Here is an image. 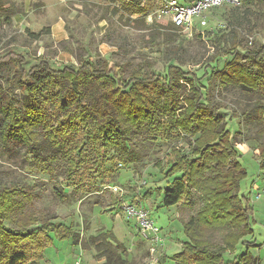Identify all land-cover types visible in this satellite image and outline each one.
Masks as SVG:
<instances>
[{
    "label": "rangeland",
    "instance_id": "obj_1",
    "mask_svg": "<svg viewBox=\"0 0 264 264\" xmlns=\"http://www.w3.org/2000/svg\"><path fill=\"white\" fill-rule=\"evenodd\" d=\"M7 1L13 7L10 20L0 22V56L8 50L21 54L26 68L39 59L47 60L55 68L78 66L80 60H89L97 67L111 61L118 67L120 78L125 80L133 72L143 78L162 74L172 63L201 78L207 101L222 110L224 124L236 132L233 144L241 152L240 163L247 173L240 184V194L245 195L253 210L258 245L250 251L254 258L250 264H264V196L255 197L264 185V170L259 167L264 160L261 155L264 133L259 132L260 123L246 117L259 94L234 85L224 87L212 76L208 81L214 69L221 71L231 61L227 52L236 49L243 53L264 45V0H252L248 10L241 5L214 9L207 15L206 26H195L192 31L171 27L165 20L157 21L153 17L149 21L147 16L157 9L158 0L145 1L149 13L144 19L129 17L118 4L106 0ZM159 23L165 28L154 26ZM56 25L59 30L55 29ZM15 75L10 66L0 69L1 86H10L17 101L21 92ZM261 94L262 98L264 93ZM191 140L175 134L153 140L145 129L134 130L127 145L138 155L137 162L125 166L108 151L100 167L86 164L69 182L65 179V155L59 153L54 172L45 174L36 169L32 156L19 143L0 145V189L22 187L29 194V199L21 198L23 213L35 215L39 224L48 221L62 228L70 227L81 241V246L74 245L71 239L61 240L51 233V244L35 263L103 264L104 259L96 258L94 247H84L83 242L100 232L111 231L127 249L128 260L133 264H175L172 256L187 241L184 223L196 216L202 201L194 192L189 201L162 207L161 188L167 181L165 173L172 162L171 151L179 148L189 153ZM85 149L90 153L89 146ZM114 186L122 188L123 201L146 206L159 229L160 246L143 240L135 221L127 219L118 209L119 193L111 191ZM204 232V238L211 244H221L224 231L207 229ZM151 248L155 250L153 253ZM242 252L237 247L234 253L226 255L232 258Z\"/></svg>",
    "mask_w": 264,
    "mask_h": 264
},
{
    "label": "trees",
    "instance_id": "obj_2",
    "mask_svg": "<svg viewBox=\"0 0 264 264\" xmlns=\"http://www.w3.org/2000/svg\"><path fill=\"white\" fill-rule=\"evenodd\" d=\"M106 1L118 4L129 17L144 19L149 13L144 0ZM251 4L252 0H240L245 10ZM12 7L10 1L0 0V22L10 20ZM154 26L165 28L160 23ZM227 53L231 61L221 71L214 69L208 81L212 76L224 87L234 85L258 93L246 117L260 123L259 132L264 133V96L260 97L264 93V45L243 53L236 49ZM25 64L24 57L11 50L0 56V69L11 67L21 92L16 101L10 86L0 84V145L19 143L32 156L36 169L45 174L54 172L59 153L65 155V179L69 182L86 164L100 167L108 151L125 166L137 162L138 155L127 145L134 130L145 129L153 140L158 136L171 138L174 134L192 138L189 153L179 148L171 151L172 162L165 173L167 181L161 188L162 207L189 201L194 192L202 201L196 216L184 223L187 241L172 256L173 261L175 264L254 261L250 251L258 245L253 210L245 195L240 194V184L247 173L240 163L241 152L233 144L236 132L224 124L222 110L207 101L200 77L172 63L162 74L143 78L133 72L125 80L111 61L99 67L89 60L61 68L53 67L45 59L28 68ZM86 146L90 147V153L86 152ZM259 167L264 170V160ZM176 174L180 177H175ZM23 197L29 199L22 187L0 189V264H36L35 259L51 244V233L80 245L70 227L62 228L48 221L39 224L35 215L23 213ZM207 229L224 231L220 245L204 238ZM83 246L94 247L96 258L104 259L103 264H133L128 260L127 249L111 231L90 237ZM237 247L242 248L241 254L232 258L226 255L234 253Z\"/></svg>",
    "mask_w": 264,
    "mask_h": 264
},
{
    "label": "built area",
    "instance_id": "obj_3",
    "mask_svg": "<svg viewBox=\"0 0 264 264\" xmlns=\"http://www.w3.org/2000/svg\"><path fill=\"white\" fill-rule=\"evenodd\" d=\"M146 0H144L143 5ZM240 0H189L181 2L180 0H158L157 9L147 16L151 21L165 20L166 23H171L175 28L185 31H192L195 26L198 28L205 27L207 24L206 18L209 12L214 9L228 7H238ZM111 191L120 199L118 209L121 210L127 219H132L136 223L138 234L150 243V245L158 247L162 244L159 237V229L154 225L150 218V213L142 204L132 203L130 200L123 201V190L118 186L111 188ZM264 196V185L262 191L256 194V199ZM153 253L155 250L150 249Z\"/></svg>",
    "mask_w": 264,
    "mask_h": 264
},
{
    "label": "crops",
    "instance_id": "obj_4",
    "mask_svg": "<svg viewBox=\"0 0 264 264\" xmlns=\"http://www.w3.org/2000/svg\"><path fill=\"white\" fill-rule=\"evenodd\" d=\"M59 3H62L64 0H57ZM60 26H61V24H60ZM55 29L56 30H59L60 29V27H59V25H56V27H55ZM141 204V203H140ZM143 205V204H142ZM146 207V206H145ZM147 209V208H146ZM148 210V209H147ZM116 238V237H115Z\"/></svg>",
    "mask_w": 264,
    "mask_h": 264
}]
</instances>
